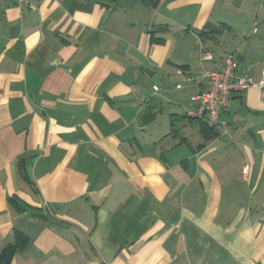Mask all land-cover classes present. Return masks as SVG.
Wrapping results in <instances>:
<instances>
[{
	"label": "crops",
	"instance_id": "0c3cea01",
	"mask_svg": "<svg viewBox=\"0 0 264 264\" xmlns=\"http://www.w3.org/2000/svg\"><path fill=\"white\" fill-rule=\"evenodd\" d=\"M148 2L0 0V264H264V90L204 142L175 75L258 82L264 0Z\"/></svg>",
	"mask_w": 264,
	"mask_h": 264
},
{
	"label": "built area",
	"instance_id": "2783aa9c",
	"mask_svg": "<svg viewBox=\"0 0 264 264\" xmlns=\"http://www.w3.org/2000/svg\"><path fill=\"white\" fill-rule=\"evenodd\" d=\"M15 6L34 11L36 5L34 0H6ZM204 59H211L210 55H205ZM175 75L184 82L201 84L199 92L189 97L192 109L187 113L190 119L204 124L209 128H220L222 134L227 133V123L223 119V114L227 111L230 99L234 94L246 89L264 90V70L260 80L254 82L251 78L243 75L238 70V61L234 54H228L223 60V67L219 71H203L197 77L185 75L183 70L176 69ZM181 85L175 86L181 89ZM157 92V88H153ZM245 173V170L243 171Z\"/></svg>",
	"mask_w": 264,
	"mask_h": 264
},
{
	"label": "trees",
	"instance_id": "16d2710c",
	"mask_svg": "<svg viewBox=\"0 0 264 264\" xmlns=\"http://www.w3.org/2000/svg\"><path fill=\"white\" fill-rule=\"evenodd\" d=\"M110 1H117V0H110ZM156 1L157 0H153V1L149 0L148 3H150L152 6H155ZM224 29H226V26H224L223 24H220L218 26H215L213 24H207V25H205L204 30L201 33H203L204 31H208V33L217 34V33H220ZM151 41L153 43H159V44L162 43V40L155 39V38H153V36L151 38ZM198 128H199V133H200L204 142H208V141L213 140V139L218 137V133L216 132L215 128H209L200 122H198ZM18 171H19V173L24 172L21 164L18 165ZM25 244H26V239L23 236H21V234H18V233L15 234V243H14V245H12L10 247V255L8 256V261L10 260V257L12 256L13 252L16 249L21 248Z\"/></svg>",
	"mask_w": 264,
	"mask_h": 264
},
{
	"label": "rangeland",
	"instance_id": "374dc122",
	"mask_svg": "<svg viewBox=\"0 0 264 264\" xmlns=\"http://www.w3.org/2000/svg\"><path fill=\"white\" fill-rule=\"evenodd\" d=\"M196 126H198V123L193 121V128H196Z\"/></svg>",
	"mask_w": 264,
	"mask_h": 264
}]
</instances>
